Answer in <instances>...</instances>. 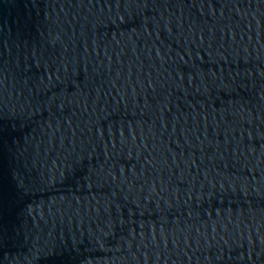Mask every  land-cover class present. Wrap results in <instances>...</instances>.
Masks as SVG:
<instances>
[{
	"label": "water",
	"instance_id": "1",
	"mask_svg": "<svg viewBox=\"0 0 264 264\" xmlns=\"http://www.w3.org/2000/svg\"><path fill=\"white\" fill-rule=\"evenodd\" d=\"M0 264H264V0H0Z\"/></svg>",
	"mask_w": 264,
	"mask_h": 264
}]
</instances>
